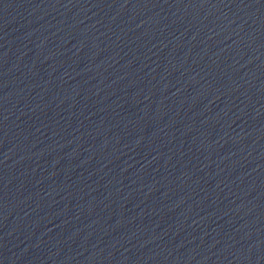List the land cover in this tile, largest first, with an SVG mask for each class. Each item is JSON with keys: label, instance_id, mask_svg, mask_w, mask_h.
Returning <instances> with one entry per match:
<instances>
[{"label": "water", "instance_id": "water-1", "mask_svg": "<svg viewBox=\"0 0 264 264\" xmlns=\"http://www.w3.org/2000/svg\"><path fill=\"white\" fill-rule=\"evenodd\" d=\"M0 264H264V0H0Z\"/></svg>", "mask_w": 264, "mask_h": 264}]
</instances>
